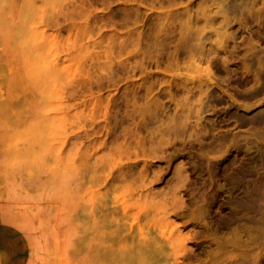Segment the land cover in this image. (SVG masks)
Returning a JSON list of instances; mask_svg holds the SVG:
<instances>
[{"label":"rangeland","instance_id":"1","mask_svg":"<svg viewBox=\"0 0 264 264\" xmlns=\"http://www.w3.org/2000/svg\"><path fill=\"white\" fill-rule=\"evenodd\" d=\"M184 2L172 9L189 3ZM215 2L203 5L216 21L203 33L208 35L203 40L207 47H217L216 38L223 32ZM257 2L254 9L263 7ZM133 5L141 7L138 14L143 21L127 25L124 16ZM144 8L139 0H0V264H264V123H248L252 115L264 116V86H254L252 75L246 78L241 71L242 49L249 42L264 56V21L261 25L248 21V25L237 15L238 20L229 24L236 38L229 39L228 50L235 41L241 46L233 52L234 73L227 76L222 71L210 82L216 97H211L203 114L206 130L203 127L205 133L199 134L201 142L192 147L168 146L174 157L169 163L168 157L148 159V167L162 168L159 181L148 185L139 179L143 159L131 184L105 185L120 167L116 155L111 157L112 171L94 170L92 156L105 148L103 141H95L107 121L105 102L124 92L118 89L125 81L99 93L94 88L91 93L73 94L86 79L91 59L107 49L109 39L123 40L142 30ZM192 10L194 24L199 9ZM130 13L135 17L133 10ZM185 14L177 12L178 29L189 18ZM116 66L114 61L111 67ZM204 67L185 65L176 74L196 78L203 75ZM259 87V96L245 98ZM100 103L103 111L97 112ZM92 108L94 119L88 117ZM195 120L190 119L191 125ZM123 143L120 138L111 148ZM180 164L189 176L177 187L173 176ZM135 189L146 191L145 196L133 197ZM182 200L191 202L188 211H169ZM112 210L127 230H112L115 222L106 216ZM217 222L225 229H219ZM206 223L212 228L206 229ZM119 233L162 241V260L121 253V244L114 240ZM180 246L184 250L174 257L172 249Z\"/></svg>","mask_w":264,"mask_h":264},{"label":"bare ground","instance_id":"2","mask_svg":"<svg viewBox=\"0 0 264 264\" xmlns=\"http://www.w3.org/2000/svg\"><path fill=\"white\" fill-rule=\"evenodd\" d=\"M139 1L147 6L143 11L146 20L144 21L143 26H141L142 30L137 33L128 34L123 40L109 39V46L107 49L98 53L95 59H91L90 68H87V72H85V75L87 76H85L86 79L84 78L82 81L83 83L78 85V89L73 94L74 96L77 92L80 93L82 90L91 93V90L94 88L96 93H99L110 85L117 86L125 81L118 89L121 90L123 88L124 92L120 96L118 94L109 98L105 102V113L108 115L106 118L107 121L102 126L103 135L95 140L103 141L105 148L102 150L101 155H98L97 157L92 156V158L95 159L93 161L94 170L108 167L112 171L111 157L116 155L120 160L118 165L120 167L115 170V174L117 175L111 178L108 182H105V185H108L109 183L113 184L117 181L128 182L131 184L135 181L134 172L139 164V159H143L145 167L138 172L139 179L142 183L144 184L147 182L149 185L154 181H159L163 177V170L162 168L152 169V167H148V164H151V162H148V159L154 160L161 159V157H168L169 163L171 159L174 158L172 153L168 152L169 147H174L177 144L180 147H185L186 145L192 147L196 143L198 144L201 142L202 138L199 134L205 133L204 129L206 130L205 126L202 125V121L206 119L203 114L208 111L207 107L211 101V97H216L211 89L212 84H210V82L215 78L217 73L219 74L222 71H225V75L227 76L230 75V73H234L232 67L234 64L233 52H237L241 47H239L238 43L235 41L232 45L230 44V51L228 50L229 47L227 46L229 44L227 43L229 42V39L236 38L235 33L229 31V28L231 27L229 24H231V21L234 20V18H239L237 15L241 16V19L244 20L246 24L248 21H252L257 25H261L264 21V0H260L263 7H257V9H254V6L259 2H257V0H220L219 2L212 0V2H215V15L222 14L220 20L223 32L216 38L217 47H212L211 45L207 47V45L203 44V40L207 38L208 35L203 36V33L206 28L209 26L212 27V25L215 24L213 22L215 20H212L213 18L210 19L212 10L203 7L205 6V3L211 0ZM184 1L189 3L182 9H172L179 4H183ZM194 6L195 8L197 6L199 11L195 14V23L191 24V22H193L190 19L192 17L191 11H194L192 10ZM129 8L130 11L133 10L135 12V17H133V14L131 15L128 10L124 16L126 24L128 22L131 24H137L139 21H143V17L140 15L142 13L138 14L141 10L140 6L133 5ZM155 8H157V10L165 11L153 12L152 10H155ZM114 9L115 8H113V11ZM181 10L186 13L185 15H189V18L183 23V25H181L180 29H178L174 24L176 22L177 12ZM111 11L110 13H112ZM98 15L99 14H97V16ZM200 15L203 16V18ZM179 16L177 18H179ZM198 16H200L201 19H199ZM131 17H133L132 21ZM153 17L156 18V22H152ZM96 19H98V17ZM101 19L102 18H100V20ZM111 19L109 20L110 22ZM100 25L103 26L102 23ZM199 26H202V28H199ZM160 31H165L166 34H164L163 37H156L155 34ZM177 31H179L177 33L178 35H175ZM170 35L172 37H169ZM255 47L256 46L253 43L249 42L248 47H243L245 48V51L241 48L244 55L243 59L241 58L242 61H240L243 76L247 78V76L251 74L255 83L254 86L257 87L258 83H261L264 86V60L262 59L264 56L259 54ZM220 49L223 51H220ZM114 61H117V66L111 67ZM201 64H205V67L201 69L203 75L201 73V75H198L196 78L181 77L179 74H176V72L185 67V65L188 67V65L201 66ZM235 64L233 66H235ZM82 65L84 66L85 63ZM255 65H257V67L253 68ZM149 68H153L155 71H148ZM98 74H100V76H98ZM137 75L142 76L137 81L131 79L137 77ZM229 79L230 76L227 78L225 77L223 80L227 82ZM242 83L240 81V84ZM245 84H247V81ZM263 86H261V88H263ZM261 88L259 87L256 92L253 91V93L246 97L243 95V98H256L257 95L259 96ZM228 97L231 100L235 99L233 95H229ZM97 98H102V95L97 96ZM163 99L167 100L166 103L173 105V109H167V104L163 102ZM101 103L103 104L104 102L102 101ZM101 103L99 104L100 108L98 107L97 112L101 110L103 111ZM111 108L113 111H110ZM88 117L94 119V108L90 110ZM193 117H195L196 120L195 123L191 125L190 119ZM173 119L177 120L175 124L168 123ZM166 121L168 122L165 123ZM156 122H161L162 124L160 123L161 125H159V127H153ZM243 122L246 123L247 120ZM248 123L255 125L264 123V116L252 115L248 119ZM93 124L94 122H91V125ZM120 138L124 140V143L116 149L111 148ZM177 140L178 142H176ZM179 140L181 142H179ZM115 152H117V154ZM174 174L176 175V177L173 176V179L176 180V186L177 184H181V186L184 185L189 176L186 168L182 164L177 166ZM221 187L222 186L219 188ZM135 191L136 193L132 195L133 197L136 196L138 198L143 197L146 192H143L140 189H135ZM190 207V201L186 202L182 200L181 202L172 205L169 211L179 214L188 211ZM203 210L206 209L203 208ZM106 216L111 219V222H115L112 225L114 228L112 230H127L124 228L126 223L119 224L121 219H117L113 210ZM9 218H11V216H9ZM232 219L233 218H231V220ZM7 221L12 223V220L10 221V219ZM15 222L18 225L21 223L20 221L17 222L16 219ZM210 225L211 224L206 223V229L209 230V228H212ZM218 225L219 229H225L224 223H218ZM23 227L24 225L22 223V228ZM114 240L118 241V244H121V253H128V255H133V257L138 259H143L146 256L153 261H161L162 258H159V255L165 251L163 242L156 238H141L136 240L126 233H119ZM183 250L184 247L180 246L177 249L173 248L172 253L174 254V257H177ZM191 256L193 257V255Z\"/></svg>","mask_w":264,"mask_h":264}]
</instances>
